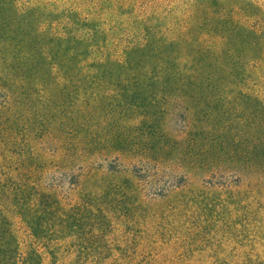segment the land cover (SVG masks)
Returning a JSON list of instances; mask_svg holds the SVG:
<instances>
[{"label": "rangeland", "instance_id": "obj_1", "mask_svg": "<svg viewBox=\"0 0 264 264\" xmlns=\"http://www.w3.org/2000/svg\"><path fill=\"white\" fill-rule=\"evenodd\" d=\"M0 264H264V0H0Z\"/></svg>", "mask_w": 264, "mask_h": 264}]
</instances>
